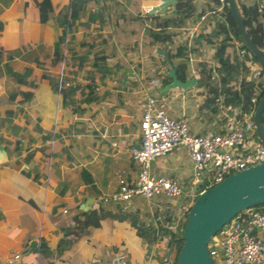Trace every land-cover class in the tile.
Segmentation results:
<instances>
[{"label": "crops", "instance_id": "obj_1", "mask_svg": "<svg viewBox=\"0 0 264 264\" xmlns=\"http://www.w3.org/2000/svg\"><path fill=\"white\" fill-rule=\"evenodd\" d=\"M67 1L50 0L51 16L40 22L33 0H0V264H88L95 256L107 264V252L120 243L124 249L116 251L124 257L128 250L134 262L155 264L157 259L148 258L130 219L122 215L134 213L142 230L151 222L152 206L168 205L176 218L188 202L153 195L145 201V215L130 199L102 202L99 197L136 174L128 146L137 138L143 91L129 77L128 65L148 92L150 79L161 71L167 74V63L157 49L169 53L171 38L156 33L155 41L143 42L146 33L141 29L145 22L159 26V18L173 8L169 4L156 10L147 21L136 13L156 0H87L88 25L83 24L84 15L74 11L72 28L55 46L63 30L55 15ZM193 7L188 20L198 10ZM194 45L204 44L196 38ZM63 51L67 85L57 92L55 52L59 57ZM197 53H203L201 48ZM178 61L184 78L192 75L190 68H198L196 62L189 66ZM198 79L185 89L155 95L169 116L184 118L194 133L210 128L215 119L214 87L197 84ZM26 89L31 95L22 101L21 91ZM150 172L175 178L186 191L192 188L191 160L181 145L153 157ZM98 207L100 226L88 224L78 237L67 234V247L57 253L62 230L73 226L71 215ZM256 232L264 234V228ZM41 240L47 253L42 252Z\"/></svg>", "mask_w": 264, "mask_h": 264}, {"label": "built area", "instance_id": "obj_2", "mask_svg": "<svg viewBox=\"0 0 264 264\" xmlns=\"http://www.w3.org/2000/svg\"><path fill=\"white\" fill-rule=\"evenodd\" d=\"M238 2L246 6L254 5L258 12L264 5V0ZM192 3L198 8L192 19L188 20L191 16L189 15L181 25L166 26L172 30L168 55L189 66L196 62L198 68H190L191 76L195 80L204 76V82L214 87V107L219 110L214 119L216 126L200 133L191 132L184 118L171 117L159 106L157 96L148 92L141 78L128 65L129 77L138 82L143 91L137 138L128 146L130 157L136 165V174L132 180H121L116 189L102 194L99 197L102 202L128 201L132 196H141L149 201L157 194L176 196L185 193L193 198L207 187L221 181L227 174L264 161V145L255 134L252 118L254 107L264 91V70H261V65L256 60L251 59V51L242 47L238 37L229 29L224 9L225 0H192ZM150 5H143L136 16L147 19L151 15L147 13ZM159 28L160 26L145 22L141 30ZM196 38L202 39L203 47L194 45ZM207 39L211 45L206 44ZM219 47L222 48V56H226L230 63H238L227 84L231 90L240 94L241 87L247 85L249 92L245 99L246 105H243L242 97L238 104L226 103L220 93V77L224 71L221 62L214 57ZM199 48L203 53H197ZM65 57L66 52L63 51L54 72V89L57 92H61L67 85ZM163 76L165 74L161 71L150 79L149 87L159 85V78ZM177 145L184 148L191 160L193 185L187 191L175 178L150 172V160ZM188 205L189 203L182 205L172 223L166 222L163 214L153 216L152 212L153 219L149 225L154 228V233H158L160 227L174 230L179 221L184 220L182 214ZM162 209L157 207L160 212ZM261 228H264V203L238 211L207 242V251L213 264H264V234L256 232ZM167 237V234L162 233L159 239L157 237L153 240L148 251L145 248L148 258L157 247L164 246ZM108 255L109 264H125L123 252L109 251ZM88 264H101V259L98 256L92 257Z\"/></svg>", "mask_w": 264, "mask_h": 264}, {"label": "water", "instance_id": "obj_3", "mask_svg": "<svg viewBox=\"0 0 264 264\" xmlns=\"http://www.w3.org/2000/svg\"><path fill=\"white\" fill-rule=\"evenodd\" d=\"M175 1L156 0L149 6L147 13L152 14L156 10H162ZM225 4L235 20L241 40L251 51L256 62L264 68V56L247 36L236 1L225 0ZM157 52L166 61L169 76V81L157 88L159 93L173 88L185 89L195 83L193 76L178 78L177 65L172 62L168 53L162 49H157ZM263 109L264 94L256 103L252 114L255 134L264 145V130L259 122V115ZM262 203H264V161L237 169L218 183L196 194L187 208L181 230L182 242L175 255V264H213L206 247L210 236L238 211ZM122 216L128 217L133 227L142 228L136 223L134 213H124ZM30 244L34 245L35 241H31ZM171 249L170 245L166 252L167 256Z\"/></svg>", "mask_w": 264, "mask_h": 264}, {"label": "trees", "instance_id": "obj_4", "mask_svg": "<svg viewBox=\"0 0 264 264\" xmlns=\"http://www.w3.org/2000/svg\"><path fill=\"white\" fill-rule=\"evenodd\" d=\"M33 1L38 8V14H39L38 20L40 22L46 21L51 16V11H52L50 0H33ZM86 1L87 0H68L67 3L59 9L58 13L55 15V21L63 28V30H62V33L58 35L57 40L54 42L55 46H57L60 40L64 39L65 31L70 29V27L72 28L73 20L74 18L77 17V15H79V13L83 14L85 17L83 24L85 26L88 25V22L90 20V12L86 10V7H85ZM213 1H217V0H213ZM236 3L239 7V10H240V13L243 19L244 29H245L247 36L264 56V5L261 8L262 10L258 12L256 10V6L254 5L246 6L242 3H239L238 0H236ZM170 6L173 8V12L171 14L164 15L159 18L158 25L160 26V28L158 30L146 29L145 30L146 34L143 33V36H144L143 42L155 41V35H157L158 33H161L160 35L165 36L166 38L168 37V40H169L172 32L169 29H167L166 26L167 25L178 26V25L185 23L187 16L192 14L193 8H194L192 0H176ZM224 9H225L226 19H227L229 29L238 37L239 41L241 42V46L247 49V46L243 43V41L241 40L238 34L235 20L231 16L230 12L228 11L226 4H224ZM74 11L77 12V15L72 16L74 14ZM133 19L137 23V19L136 18H133ZM127 37L128 36L126 35V38ZM55 54H57L55 59H58L59 58L58 52H55ZM214 57L215 59L221 62V66H222L221 68L224 71V74L220 77V81H221L220 93L222 94L224 101L226 103L229 102L230 104H238L240 97H242L243 98L242 103L243 105H246L247 103L245 99L248 97L247 95L249 92L247 91V85L241 87L242 94H240L236 90H233V89L231 90L230 86L227 84L229 81V78H231L232 72L237 68L238 63L237 62L230 63L226 56H222L221 47H219L218 50L215 51ZM251 59L255 61L252 53H251ZM177 61L178 60H175V59L172 60L174 64L178 65L179 73L176 71V75L178 78L183 79L184 75L182 74V71L180 70L181 68H180L179 61L178 62ZM261 70H264V68L261 67ZM168 81H169V76L165 74V76L161 78V84L163 85ZM29 85L30 83H28V86ZM212 92L214 95L216 94L215 90ZM21 93H22V101L27 100L29 96L31 95V91L27 89L24 91H21ZM263 94H264V91L262 92L260 96L262 97ZM64 102L65 100H63V103ZM259 122L264 130V109L261 111L259 115ZM101 212H102V207H98L97 210H93L89 213L85 211L84 212L83 211L74 212L71 215V219L74 221L73 226L63 229L62 234L57 241V244H56L57 253L62 252V250L67 247L68 243L65 238L67 234H71V236L73 237H78L83 232L86 231L85 229L86 225L90 224L95 227L100 226ZM186 212H187V209L184 211V214H183L184 219L186 217ZM78 213L82 215L81 218L79 217V215H77ZM165 221L166 222L169 221L168 223L172 222L171 216L167 215L165 217ZM183 224H184V220L178 223V225L176 226L174 230L160 227L158 233L156 234L154 233V228L150 225L147 227H144L142 230H138L137 228L134 227V233L137 235L139 239L141 238V239L147 240L145 243L153 242V240H155L158 237V235L165 233L168 236L166 245L167 246L171 245L173 247V244L177 242L178 243L177 249H179L181 245V241H182L181 230H182ZM39 245L43 247L42 249L43 253L48 252V248L42 240L39 241ZM145 248L147 249V246H145ZM113 249L121 250V249H124V246L120 243L119 246H116V245L113 246ZM143 251H145L144 247H143ZM125 254H126L125 264H142L141 261L138 263L134 262V260L132 259L130 255V251L125 250ZM175 255L176 253L173 256H171L169 261L162 260L163 257H160L157 260L159 264H175ZM108 258L110 259L109 255H108ZM107 264H109V262Z\"/></svg>", "mask_w": 264, "mask_h": 264}, {"label": "rangeland", "instance_id": "obj_5", "mask_svg": "<svg viewBox=\"0 0 264 264\" xmlns=\"http://www.w3.org/2000/svg\"><path fill=\"white\" fill-rule=\"evenodd\" d=\"M178 62V61H177ZM167 67H168V65H167ZM185 73H188L187 71L185 72ZM204 76H202L201 78H199L198 80L199 81H197V84H200L201 82L203 83L204 82ZM159 81L161 82V78H159ZM204 84V83H203ZM153 87L154 86H152L151 88H150V90H149V92L151 93H153V91H154V89H153ZM201 87H203V85H201ZM170 90V89H169ZM169 90H167L166 92H168ZM160 93L159 92H155L154 91V95H159ZM216 112V113H215ZM217 112H219V110L217 109V107H215V109L213 110V114L211 115V116H213V118H215L216 117V114H217ZM215 121L213 120L211 123H210V125H209V127L210 128H214L215 126H216V124L214 123ZM214 126V127H213ZM202 132V131H201ZM177 196V197H176ZM176 196H170V197H176V199L178 200V201H180V198L181 199H183L184 201H187L189 204L191 203V201H192V199L193 198H190L189 196H186V195H184V194H182V193H180V194H178V195H176ZM153 197V196H152ZM168 197V196H167ZM130 200L135 204V205H138V207L140 208V210H142L143 212H144V214L146 215V214H149V209H148V205L145 203V199L143 198V197H131L130 198ZM108 202H112V201H108ZM151 205H150V207L152 206V203H150ZM163 205H166V204H163ZM184 205H186V204H184ZM260 205V204H259ZM157 207L156 206H152V209H153V216H155V215H157V214H159V215H161V214H163V216H167V215H171V218L172 219H174L175 218V212H173L170 208H169V206L167 205V206H162V211L160 212V211H158L157 209H156ZM182 210V209H181ZM180 212V211H179ZM183 214H184V212H183ZM183 214H182V216H183ZM184 217V216H183ZM152 219L153 218H150V220L152 221ZM179 223H180V221H179ZM178 230V229H177ZM159 237H160V235H158V238L157 239H159ZM147 240H145V239H139V244H141L143 247H145V246H147V251H148V249H149V247H150V245L152 244V242H149V243H145ZM182 242V241H181ZM210 244L212 245L213 244V240L211 239L210 240ZM168 248H169V246H167L166 245V242H164V246H162V247H157L156 248V250L152 253V255H154V257L156 258V259H158V258H160V257H163L162 258V260H165V261H169V259L171 258V256H173L175 253H176V250H178L177 248H178V243L176 242V243H174L173 244V247H172V249L170 250V253H169V258H168V256H166V253L165 252H167V250H168ZM164 252V253H163ZM107 254H109V252H107ZM146 257V255L144 256V258ZM155 264H159V262H158V260L157 261H155L154 262Z\"/></svg>", "mask_w": 264, "mask_h": 264}, {"label": "clouds", "instance_id": "obj_6", "mask_svg": "<svg viewBox=\"0 0 264 264\" xmlns=\"http://www.w3.org/2000/svg\"><path fill=\"white\" fill-rule=\"evenodd\" d=\"M171 5V4H170Z\"/></svg>", "mask_w": 264, "mask_h": 264}]
</instances>
